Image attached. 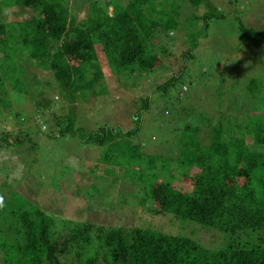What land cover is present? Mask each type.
<instances>
[{
  "label": "trees",
  "instance_id": "trees-1",
  "mask_svg": "<svg viewBox=\"0 0 264 264\" xmlns=\"http://www.w3.org/2000/svg\"><path fill=\"white\" fill-rule=\"evenodd\" d=\"M157 1L163 6L167 2ZM157 1L128 0L121 5L117 0H86L90 13L79 20L71 0H0V14L4 8L16 15L28 9L34 12L11 22L1 21L0 16V92H5L6 84L24 91L32 84L22 60L49 69L57 87L72 99L92 91L103 78L99 54L118 77L162 69L170 52L167 36L179 23L180 5L169 13L157 8ZM187 1L193 6L201 2ZM211 16L215 15L206 19ZM240 29L243 42L264 43V28ZM192 49L182 57L192 56ZM180 72L163 86L155 83L150 92L162 88L165 93ZM244 91L243 96L253 100L252 106L243 111V119L223 114L219 125L212 127L207 145L198 141L197 126L179 124L173 130L177 144L167 156L152 159L139 145L130 143L123 149L135 171L130 181L141 186L142 209L172 216L181 225L189 222L214 229L222 236L221 246L206 248L187 235L150 227L128 230L60 219L29 197L13 191H8L9 196L0 190L4 199L0 264H100L101 260L104 264H264V111L255 114L257 102L264 100V80L251 78ZM143 99L147 108L148 94ZM8 105L3 106L6 111ZM56 119L59 126L66 125L64 131H75L67 118ZM114 131L102 128L83 139L102 146L110 137L113 142L118 135ZM6 133H0L4 140ZM247 134H251L253 149ZM63 224L70 226L65 234L59 230Z\"/></svg>",
  "mask_w": 264,
  "mask_h": 264
},
{
  "label": "rangeland",
  "instance_id": "rangeland-1",
  "mask_svg": "<svg viewBox=\"0 0 264 264\" xmlns=\"http://www.w3.org/2000/svg\"><path fill=\"white\" fill-rule=\"evenodd\" d=\"M117 1L121 5L128 2ZM166 1V9L158 1L157 8L170 13L179 4V23L167 36L170 52L164 59L166 65L158 71L133 76L126 72L118 77L106 57L99 54L103 78L92 91L72 99L57 87L49 69L22 60L24 74L32 84L26 91L6 84L5 92H0V133L8 135L7 140L0 137V190L9 196V192H16L29 197L60 219L128 230L150 227L187 235L215 249L223 243L218 231L196 223L181 225L172 216L142 209L141 186L130 181L135 171L130 169L128 152L123 149L130 143L139 145L152 159L163 157L177 144L173 130L179 129V124L197 126L198 141L207 145L212 127L219 125L223 114L243 119V111L253 103L243 96L245 86L251 78L264 80V43L243 42L240 27L264 28V0H201L198 6L187 0ZM69 4L79 20L90 13L86 0H71ZM209 14L215 16L206 19ZM32 15L31 9L16 15L10 8L0 14L3 22ZM219 15L223 17H216ZM191 48L192 56L182 57ZM179 71L178 79L165 93L162 88L150 92L155 83L163 86ZM185 87L188 90L183 92ZM147 94L148 107L143 108ZM6 104L7 111L3 108ZM256 106L255 114L262 113L264 100ZM58 116L67 118L75 131H64L66 125L57 124ZM102 128L118 132L113 134L112 143V137L102 146L84 141ZM246 139L253 149L251 134ZM68 228L63 224L59 230L65 234ZM100 264H104L102 260Z\"/></svg>",
  "mask_w": 264,
  "mask_h": 264
},
{
  "label": "clouds",
  "instance_id": "clouds-1",
  "mask_svg": "<svg viewBox=\"0 0 264 264\" xmlns=\"http://www.w3.org/2000/svg\"><path fill=\"white\" fill-rule=\"evenodd\" d=\"M2 202H3V201H2V198H0V204H2Z\"/></svg>",
  "mask_w": 264,
  "mask_h": 264
}]
</instances>
